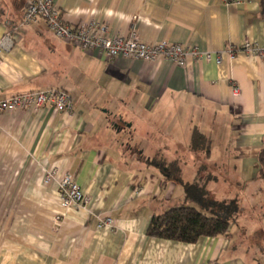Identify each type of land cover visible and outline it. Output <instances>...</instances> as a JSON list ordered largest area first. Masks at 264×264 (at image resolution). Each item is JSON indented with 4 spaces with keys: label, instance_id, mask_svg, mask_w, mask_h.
Listing matches in <instances>:
<instances>
[{
    "label": "crops",
    "instance_id": "0c3cea01",
    "mask_svg": "<svg viewBox=\"0 0 264 264\" xmlns=\"http://www.w3.org/2000/svg\"><path fill=\"white\" fill-rule=\"evenodd\" d=\"M54 2L72 27L95 22L125 35L133 26L145 42L195 46L220 61L108 59L56 38L42 19L22 23L27 0H0V37H13L0 59V101L60 88L73 107L0 109V264H264V58L225 52L245 40L264 46V0ZM194 133L200 157L168 154L170 143L191 147ZM64 173L89 197L85 208L60 205ZM199 178L206 184L189 200L185 185ZM198 199L231 205L212 210ZM180 205L231 215L227 233L148 235L153 215ZM106 217L115 229L98 227Z\"/></svg>",
    "mask_w": 264,
    "mask_h": 264
},
{
    "label": "built area",
    "instance_id": "2783aa9c",
    "mask_svg": "<svg viewBox=\"0 0 264 264\" xmlns=\"http://www.w3.org/2000/svg\"><path fill=\"white\" fill-rule=\"evenodd\" d=\"M221 1L236 3L239 0ZM39 19L45 21L46 27L56 38L69 41L82 50L94 51L108 59L123 57L151 62L162 58L180 67L185 65L188 58L195 61H210L215 57L216 61H220L219 53L201 51L195 46L170 43L167 40L145 42L139 38L133 26L125 35H110L105 24L95 22L80 23L72 27L63 20L54 0H27L22 23L29 25L36 23ZM12 45L13 37L10 34L0 37V59L11 49ZM238 51L264 58V46H258L246 40L238 47L226 49L225 52L232 58ZM44 105L66 113H70L73 109L70 96L64 90L57 88L15 94L0 101V109L6 111L38 110ZM54 178L55 175L50 172L45 181L48 182ZM57 183L60 205L63 208H85L88 205L89 197L81 191L71 174L64 173ZM55 219L57 220L58 217L56 216ZM98 227L111 230L117 226L112 218L106 217L98 221Z\"/></svg>",
    "mask_w": 264,
    "mask_h": 264
},
{
    "label": "trees",
    "instance_id": "16d2710c",
    "mask_svg": "<svg viewBox=\"0 0 264 264\" xmlns=\"http://www.w3.org/2000/svg\"><path fill=\"white\" fill-rule=\"evenodd\" d=\"M200 137L198 133H194L192 142L193 140L194 142L197 140L200 141ZM194 145V149L199 147H196L195 143ZM258 161L260 164V175L263 176L264 149L259 154ZM160 167L164 168L163 165H160ZM185 188L186 191L189 188L194 197H198L197 195L201 192L199 186L185 185ZM200 201L201 200L198 201V205H202L203 208L209 206L210 209L213 208L212 210H218V207L228 209L229 205H231V203L226 205L215 201L212 202L208 199L203 202ZM229 216H220L212 213L208 214L201 208L191 205L174 206L168 208L161 214L153 215L147 233L149 236L154 237L182 242H194L199 237H213L226 234L231 223V217Z\"/></svg>",
    "mask_w": 264,
    "mask_h": 264
},
{
    "label": "rangeland",
    "instance_id": "374dc122",
    "mask_svg": "<svg viewBox=\"0 0 264 264\" xmlns=\"http://www.w3.org/2000/svg\"><path fill=\"white\" fill-rule=\"evenodd\" d=\"M194 143L196 144V147L199 146L198 148L194 149L195 145ZM169 144V143H168ZM191 147H176L174 146L172 143H170V145L168 146L167 148V152L168 154H172V155H176L177 157H188L190 155H187V154H191L193 156H196V157H200L204 152H205V147H202L204 146V143L202 144L199 140L195 141L193 140V142L190 144ZM170 152V153H169ZM201 163H196L194 166H196L199 170V168L201 167ZM206 181L207 179H202V178H199L198 180H195L194 182H192L193 184H191L190 186H205L206 184ZM194 190V189H193ZM195 191V190H194ZM191 193V194H190ZM192 192L189 190V188L187 189V196L186 198H188L189 200H197L196 197L192 196ZM199 201V199H198ZM195 204H198L197 202H194ZM255 211H253L254 213ZM257 213L255 212L253 215H256Z\"/></svg>",
    "mask_w": 264,
    "mask_h": 264
}]
</instances>
